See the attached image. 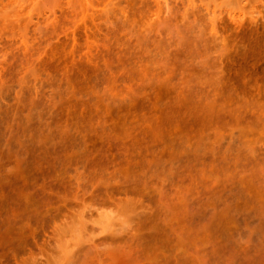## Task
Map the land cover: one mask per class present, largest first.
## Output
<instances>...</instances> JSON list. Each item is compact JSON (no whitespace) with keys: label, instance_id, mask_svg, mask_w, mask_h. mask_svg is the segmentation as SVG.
Wrapping results in <instances>:
<instances>
[{"label":"rangeland","instance_id":"1","mask_svg":"<svg viewBox=\"0 0 264 264\" xmlns=\"http://www.w3.org/2000/svg\"><path fill=\"white\" fill-rule=\"evenodd\" d=\"M0 264H264V0H0Z\"/></svg>","mask_w":264,"mask_h":264}]
</instances>
